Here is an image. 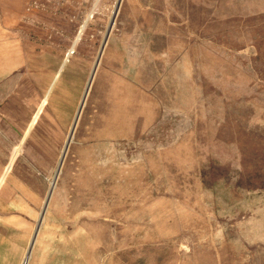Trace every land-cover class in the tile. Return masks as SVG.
<instances>
[{"label":"rangeland","instance_id":"1","mask_svg":"<svg viewBox=\"0 0 264 264\" xmlns=\"http://www.w3.org/2000/svg\"><path fill=\"white\" fill-rule=\"evenodd\" d=\"M0 264H264V0H0Z\"/></svg>","mask_w":264,"mask_h":264},{"label":"crops","instance_id":"2","mask_svg":"<svg viewBox=\"0 0 264 264\" xmlns=\"http://www.w3.org/2000/svg\"><path fill=\"white\" fill-rule=\"evenodd\" d=\"M8 1H11L12 2V1H21V0H8Z\"/></svg>","mask_w":264,"mask_h":264}]
</instances>
